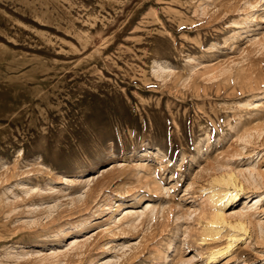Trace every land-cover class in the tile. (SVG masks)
Instances as JSON below:
<instances>
[{
    "label": "rangeland",
    "instance_id": "rangeland-1",
    "mask_svg": "<svg viewBox=\"0 0 264 264\" xmlns=\"http://www.w3.org/2000/svg\"><path fill=\"white\" fill-rule=\"evenodd\" d=\"M0 264H264V0H0Z\"/></svg>",
    "mask_w": 264,
    "mask_h": 264
},
{
    "label": "bare ground",
    "instance_id": "bare-ground-1",
    "mask_svg": "<svg viewBox=\"0 0 264 264\" xmlns=\"http://www.w3.org/2000/svg\"><path fill=\"white\" fill-rule=\"evenodd\" d=\"M254 202H253V204L251 205L252 207L254 206H256L255 208L257 209L258 208V202L260 201V197H255V198H253L252 199ZM251 200V201H252ZM247 203V200H245V202H244V204H246ZM215 205H219V202L218 201H216L215 202ZM152 205L148 202V206H147V208L148 207H151ZM136 211V210H135ZM140 211V210H139ZM142 212V211H141ZM127 213H129V212H127ZM126 214V213H125ZM125 216V215H124ZM128 216V215H127ZM221 214H218V213H216V214H214V216H213V221H217L218 222V220H220L221 219ZM238 225L239 226H243L244 224H243V222H238ZM212 230L214 229V228H211ZM80 240H82V239H80ZM79 241V239L78 238H74L73 240H72V242L71 243H77Z\"/></svg>",
    "mask_w": 264,
    "mask_h": 264
}]
</instances>
